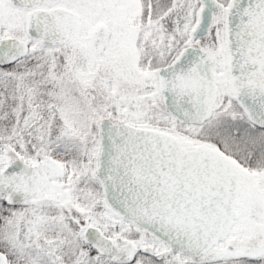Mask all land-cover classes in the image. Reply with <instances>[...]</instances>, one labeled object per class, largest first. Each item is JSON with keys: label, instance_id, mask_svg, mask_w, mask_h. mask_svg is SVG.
<instances>
[{"label": "snow or ice", "instance_id": "obj_1", "mask_svg": "<svg viewBox=\"0 0 264 264\" xmlns=\"http://www.w3.org/2000/svg\"><path fill=\"white\" fill-rule=\"evenodd\" d=\"M0 264H264V0H0Z\"/></svg>", "mask_w": 264, "mask_h": 264}]
</instances>
